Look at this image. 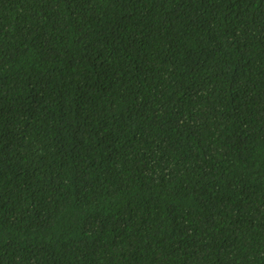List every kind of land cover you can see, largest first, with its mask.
<instances>
[{
  "label": "trees",
  "instance_id": "obj_1",
  "mask_svg": "<svg viewBox=\"0 0 264 264\" xmlns=\"http://www.w3.org/2000/svg\"><path fill=\"white\" fill-rule=\"evenodd\" d=\"M0 264H264V0H0Z\"/></svg>",
  "mask_w": 264,
  "mask_h": 264
}]
</instances>
